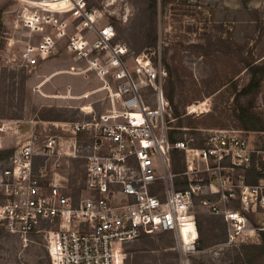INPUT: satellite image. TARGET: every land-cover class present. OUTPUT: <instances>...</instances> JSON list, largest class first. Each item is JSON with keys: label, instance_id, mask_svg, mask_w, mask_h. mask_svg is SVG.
I'll return each mask as SVG.
<instances>
[{"label": "built area", "instance_id": "obj_1", "mask_svg": "<svg viewBox=\"0 0 264 264\" xmlns=\"http://www.w3.org/2000/svg\"><path fill=\"white\" fill-rule=\"evenodd\" d=\"M11 1L19 5L15 20L29 38L9 62L29 67L36 56H52L67 37L68 51L106 83L124 121H99L85 106L81 112L92 121L69 125L73 138L67 152L56 137L41 144L30 135L21 142L0 160L2 225L25 243L43 234L48 264H117L121 245L154 232L175 235L178 252L188 257L199 244L197 204L224 219L228 246L246 244L264 230V220L257 227L251 223L252 215L264 213V144L256 147L245 133L231 129L205 131L200 147L192 146V139L171 142L166 76L153 54L131 57L129 47L116 41L104 11L88 0ZM60 17L72 19L77 31L66 32ZM41 34L42 41L33 44ZM143 88L151 90L150 97ZM79 134L90 136V142L78 143ZM174 152L184 153L181 173L173 171ZM65 156L85 161L86 197L78 205L60 180L59 161Z\"/></svg>", "mask_w": 264, "mask_h": 264}, {"label": "rangeland", "instance_id": "obj_2", "mask_svg": "<svg viewBox=\"0 0 264 264\" xmlns=\"http://www.w3.org/2000/svg\"><path fill=\"white\" fill-rule=\"evenodd\" d=\"M88 5L104 11L116 41L129 47L131 57L153 54L166 76L167 121L175 140L192 139L191 145L200 147L205 131L231 129L245 133L256 147L264 144V0H156V5L154 0H88ZM18 8L14 1L0 0V128L5 129L0 151H14L34 135L41 144L47 137L60 139L67 152L73 138L69 125L92 121L93 116L81 112L85 106L92 107L99 121L123 122L120 104L88 64L68 51L67 37L52 56H36L29 67L9 62L29 38L16 23ZM59 19L66 32L77 31L72 19ZM252 81H259L258 88L250 90ZM143 95L150 97L151 90L143 88ZM192 105L199 108L190 114ZM90 140L86 134L77 136L81 144ZM59 164L65 193L78 205L86 197L85 161L65 156ZM172 166L175 173L184 171L183 152L172 154ZM196 214L195 254L181 256L175 235L154 232L121 245L117 264H264V230L231 247L222 217L198 204ZM263 220L264 213L251 217L254 227ZM47 246L43 234L25 243L0 223V264H48Z\"/></svg>", "mask_w": 264, "mask_h": 264}, {"label": "trees", "instance_id": "obj_3", "mask_svg": "<svg viewBox=\"0 0 264 264\" xmlns=\"http://www.w3.org/2000/svg\"><path fill=\"white\" fill-rule=\"evenodd\" d=\"M154 2H155V5H156V0H154ZM258 86H259V81H257V82H253L252 81V83L250 84L249 87H250V90H252V89L258 88ZM247 130L248 131H254V127L253 128L252 127L247 128ZM170 141L171 142H175L176 141L172 135H170ZM13 152H14L13 150H11V151H0V160L10 157L13 154Z\"/></svg>", "mask_w": 264, "mask_h": 264}, {"label": "bare ground", "instance_id": "obj_4", "mask_svg": "<svg viewBox=\"0 0 264 264\" xmlns=\"http://www.w3.org/2000/svg\"><path fill=\"white\" fill-rule=\"evenodd\" d=\"M49 2V1H48ZM51 5H54L53 3H51ZM193 106V105H192ZM203 107V104H201V106H200V109L202 110V111H204V109L202 108ZM191 108V107H190ZM199 107H196V106H193V109L192 110H197ZM208 112V111H207ZM185 236H187V234H186V231H185V234H184Z\"/></svg>", "mask_w": 264, "mask_h": 264}, {"label": "crops", "instance_id": "obj_5", "mask_svg": "<svg viewBox=\"0 0 264 264\" xmlns=\"http://www.w3.org/2000/svg\"><path fill=\"white\" fill-rule=\"evenodd\" d=\"M39 164H40V160H38V161H37V164H36V166L38 167V166H39Z\"/></svg>", "mask_w": 264, "mask_h": 264}]
</instances>
